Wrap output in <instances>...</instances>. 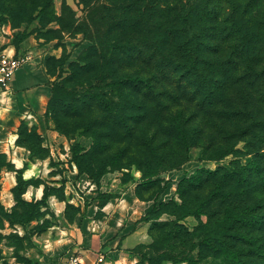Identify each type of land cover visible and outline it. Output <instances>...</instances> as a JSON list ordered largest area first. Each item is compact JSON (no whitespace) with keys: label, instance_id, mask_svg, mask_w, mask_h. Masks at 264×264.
Wrapping results in <instances>:
<instances>
[{"label":"trees","instance_id":"obj_1","mask_svg":"<svg viewBox=\"0 0 264 264\" xmlns=\"http://www.w3.org/2000/svg\"><path fill=\"white\" fill-rule=\"evenodd\" d=\"M211 1L180 0L175 17L163 23L162 32L152 40L162 58L161 71L167 75L165 81L175 82L177 90L182 91L183 88V91L193 95L192 99L175 97V101L178 100L176 105L181 107L168 110V115L164 116L162 109L153 112L147 100L139 96L153 91V78L156 77L122 68V64L127 63V57L142 49L129 39L103 44L105 51L101 55L107 64L95 66L94 61L85 59L84 64L72 68L70 76L50 83L52 98L47 116L49 120H55V128L66 135L77 133L94 139L91 149L81 148L85 152L77 156L79 173L87 172L95 178L106 173L108 167L124 168L132 164H136L143 173V181L137 185L136 194L141 199H155V204L143 219L147 222L154 220L149 231H158L159 234L152 242L139 244L149 248L146 252H142L140 246L131 249L140 256L138 264L145 261L164 264L169 260L190 264L191 259L184 256L183 245L190 246V252L197 251L200 256L222 257L228 264H264L253 258L254 255L261 256L264 251V200L261 198L264 195V112L260 104L264 102V66L244 68L240 74L234 70L235 67L229 68L224 63L221 68L220 50L216 44L220 38L215 37L216 27L205 23L202 28L198 19L201 11L202 16H209L208 19L213 20L211 23H216L217 16H211L207 9L198 8L202 2L210 4ZM51 2L0 0V11L12 14L16 8L13 12L15 17L23 21L34 15L37 6L48 7ZM84 32L88 34L86 29ZM254 33L249 30L243 35L249 34L247 40L250 43L256 41ZM19 44L20 41L15 44L17 50ZM95 49L94 55L99 53L97 47ZM260 55L262 51L254 58L260 60ZM250 76L256 78L252 83L256 87V96L249 100L250 93L244 90L248 84L245 81H249ZM230 80L233 84L231 89ZM193 100H198L197 106L207 112L219 104L223 105L219 114L221 123H218V133L223 139L220 144H201L203 125L198 121L199 115L188 112L184 103L192 104ZM256 106L259 111L255 112ZM94 107L110 116L115 122L114 127L98 128L96 119L87 116V111ZM228 123L232 126H227ZM18 133L17 143L29 148L33 158L50 155L36 126L29 127L23 120ZM118 134L122 135V140L131 143L140 136L142 147L137 152L130 151L128 147L111 150L107 138ZM172 139L175 140V147L168 145ZM241 141L245 144L239 148ZM194 146H201L203 154L212 160H220L230 154L235 158L230 166L199 168L193 175L184 177L178 187L181 203L175 200L157 202L154 193L146 196L144 190L152 189L158 182L155 176L159 167L182 166ZM248 154H252V159L243 164L241 158ZM3 167L17 171V184L12 189L14 205L7 208L0 200V217L12 226L19 224L25 228L35 220L41 209L48 208L51 194L65 198L56 191L49 192L48 184H45L42 199H25L23 194L28 186L38 185L41 180L25 179L24 170L16 168L8 161L7 155L0 152V178ZM218 177L221 181H217ZM212 179H216V183L211 184ZM113 196L107 195L100 206L103 207ZM164 212L174 218L159 220ZM187 216L198 220L193 229L183 222ZM173 239L177 240L173 249H178L180 253L175 256L162 250L164 242L171 243Z\"/></svg>","mask_w":264,"mask_h":264},{"label":"rangeland","instance_id":"obj_2","mask_svg":"<svg viewBox=\"0 0 264 264\" xmlns=\"http://www.w3.org/2000/svg\"><path fill=\"white\" fill-rule=\"evenodd\" d=\"M37 2L40 3V0ZM179 4L180 0H52L48 7L47 5L37 6L38 9L34 15L23 21L15 17L13 12L16 8L12 14L0 11V38L9 40L14 45L20 41L19 50L23 43L31 44V47L28 48L31 51L30 61L38 60L37 63L41 64L48 73L50 83L70 76L72 68L78 64H84L85 59H89L90 62L94 61L95 66L107 64L101 55L102 51H105L103 44L129 39L131 42L142 46V49L134 51L131 57H127V63L122 64V68L130 72L138 71L143 75L152 74V77H156L153 78L155 84L153 91L139 96L147 100L153 112L162 109L163 115L166 116L169 114L168 110L181 107L179 104L176 105L178 100L175 101V97L179 99L182 97L193 98V95L188 91H183V88H181L182 91L177 90L175 82L165 81L167 75L161 71L162 58L152 43L157 33L162 32V24L175 17ZM198 8L200 10L207 9L208 12H211V16H217L214 20L216 23L213 24L211 23L213 20L208 19L209 16H202L201 11L199 16L196 14L200 19L199 23H201L202 28H204L205 23H208L212 28L216 27L214 29L217 31L215 37L220 38L216 44L220 50L218 56L221 58L219 62L221 68L224 63L229 68L235 67L234 70L240 74L241 69L264 66V0H213L210 4L202 2ZM230 18L237 22H232ZM85 29L88 32L86 35ZM249 30L256 32L254 33L256 41L249 43L247 40L249 34L243 35L245 31ZM147 36L148 38L145 39ZM148 39L150 40L148 41ZM96 47L99 53L94 55L93 51L96 50ZM259 51H262L260 60L254 58ZM236 52H240V55H236L237 57H235ZM250 73L252 74V72ZM245 74L248 75L249 72L246 71ZM255 79L254 76H250L249 81H245L248 84L244 91L250 93L249 100L256 96V87L252 85ZM229 84L231 89L233 85L231 80ZM51 98L52 93L48 106ZM193 101L192 104L186 101L184 103L188 106V112L199 115L198 121L200 120V125H203L201 144H220L223 139L218 133L220 130L218 123H221L219 114L223 105L219 104L207 112L197 106L198 100ZM260 104H262L264 112V102H260ZM248 106L250 107V104ZM256 111H259L258 106L255 107ZM87 116L96 119L100 129L114 127V120L100 108L94 107L88 110ZM49 122L55 128V120L50 119ZM227 126L230 127L232 124L228 123ZM60 133L67 136L71 144L61 143L57 155L65 158L69 168H73L74 165L77 166V156L83 154L85 150L89 151L94 139L89 135ZM121 137L122 135L118 134L114 138H107L111 150L116 151L128 147L130 151L137 152L142 147L140 136L139 139L134 138L132 143L129 140H122ZM244 144L245 142L241 141L238 143V147L242 148ZM168 145L175 147V140H170ZM81 148H85V150L83 151ZM243 156L241 158L243 164L252 159V154ZM233 158L235 156L230 154L220 160H212L203 154L201 146H194L190 150L189 159L182 166L159 167L158 174L155 176L158 182L152 189L144 190L145 195L150 196L154 193L157 196V202L175 200L181 203L182 199L178 187L184 177L193 175L199 168L214 169L221 165L230 166ZM57 166L58 170H54V172L63 170L62 166L59 164ZM81 173L79 178L71 180V182L65 179L63 186L55 183L54 178H49L51 183H48V191H56L65 196L64 199H61L56 194H51L57 198V202L65 201L63 210L58 211L49 203L48 208L46 210L41 209L38 212L39 216L29 222L25 228L19 224L12 226L8 220H2L0 217V226L2 225L0 229V253L2 252L3 256L0 258V264L49 263L53 258L49 254L56 249H62L63 245L60 240H57V244L53 248L47 239L62 237L67 234L66 231L70 235L75 236L77 233L81 236L79 228L69 231L65 226L76 221L81 226L83 221L88 222V218L92 221L93 218L101 217L103 212L100 205L106 200L107 195L113 194V197H117L122 194L123 190L132 185L136 194L137 185L143 181V173L136 164L124 168L108 167L106 173L95 178L87 172ZM217 181H221V177H218ZM214 182L216 183V179L210 181L211 184ZM256 195L258 196L260 193H256ZM137 197L141 199L138 195ZM261 198L264 200V195H261ZM141 200H152V204H155V199ZM93 203L98 206L97 210ZM146 204L142 203L139 208H130L131 211L125 213L129 219L136 218L135 223L142 221L143 224H148L147 241L139 242L133 248L139 247L141 243L152 242L154 237L159 234L158 231L152 233L149 231L154 220L147 222L146 219H143L153 207V205L148 207ZM94 210L96 213L93 215ZM170 218H174V216L164 212L159 220ZM183 222L190 229L198 224V220L194 216H187ZM175 241L177 240L173 239L171 243L164 242L162 250L169 252L171 256L180 254L178 249H173ZM188 242L190 243V239ZM183 246L184 256L191 259L190 264H228L222 257L200 256L197 251L190 252V246ZM140 250L146 252L149 248L140 246ZM62 252L65 251H60L58 256ZM253 258L264 262V251L261 256L254 255ZM143 264L150 263L145 261ZM164 264H188V262L174 263L169 260Z\"/></svg>","mask_w":264,"mask_h":264},{"label":"crops","instance_id":"obj_3","mask_svg":"<svg viewBox=\"0 0 264 264\" xmlns=\"http://www.w3.org/2000/svg\"><path fill=\"white\" fill-rule=\"evenodd\" d=\"M29 47L31 44L25 42L18 51L9 40L0 38V57L4 54L30 53ZM37 62V59H33L21 67L13 77L8 90L0 86V152L5 153L8 161L12 162L16 168L24 170L25 179L41 180L38 185L28 186L23 194V197L28 200L42 199L45 184L51 183L49 178H54L55 183L62 185L65 179L71 182L79 178L80 174L76 165L69 168L65 158L57 155L61 143L71 144V142L49 122L47 110L52 88L48 73ZM23 120L29 127H37L38 132L43 136V146L50 150L48 157L33 158L29 148L17 143L19 127ZM57 164L63 167L62 171L54 172L58 170ZM0 184V200L7 208H10L15 203L12 189L17 184V171L3 167ZM48 203L58 211L63 210L65 206V201L57 202L54 195L49 196ZM142 203H147L148 207L153 205L152 200L139 199L132 185L101 207L103 212L101 217L93 218L92 221L88 218V222L83 221L81 226L77 221L65 226L69 231L79 228L81 236L77 233L75 236L70 235L66 231L67 234L62 237L47 239L53 248L57 240H60L63 245L62 249H56L49 254L53 258L47 264H71L72 255L78 256L83 262L90 263L100 254L105 255L108 264H138L140 256L133 253L131 249L137 243L147 241L148 224H143L142 221L135 223L136 218L129 219L125 213L130 212V208H139ZM93 205L97 210L96 203ZM96 210L93 211V215ZM60 251L65 252L58 256Z\"/></svg>","mask_w":264,"mask_h":264},{"label":"built area","instance_id":"obj_4","mask_svg":"<svg viewBox=\"0 0 264 264\" xmlns=\"http://www.w3.org/2000/svg\"><path fill=\"white\" fill-rule=\"evenodd\" d=\"M31 59V53L23 52L17 55L4 54L0 57V86L8 90L16 72ZM71 264H108L104 254H100L90 263L83 262L78 256L70 257Z\"/></svg>","mask_w":264,"mask_h":264}]
</instances>
